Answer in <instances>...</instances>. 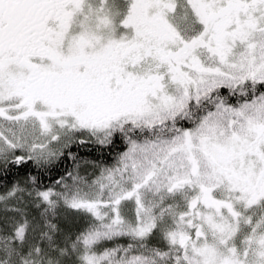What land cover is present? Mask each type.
Here are the masks:
<instances>
[{"label": "snow or ice", "instance_id": "snow-or-ice-1", "mask_svg": "<svg viewBox=\"0 0 264 264\" xmlns=\"http://www.w3.org/2000/svg\"><path fill=\"white\" fill-rule=\"evenodd\" d=\"M0 264H264V0H0Z\"/></svg>", "mask_w": 264, "mask_h": 264}, {"label": "trees", "instance_id": "trees-1", "mask_svg": "<svg viewBox=\"0 0 264 264\" xmlns=\"http://www.w3.org/2000/svg\"><path fill=\"white\" fill-rule=\"evenodd\" d=\"M95 155H96V153L95 152H93V153H91L90 154V156L91 157H95ZM113 155H115L114 153H113ZM106 162H108V163H114V160L112 159V158H106ZM68 165H65V167H67ZM63 169H61V171H62ZM46 183H48L49 181H45Z\"/></svg>", "mask_w": 264, "mask_h": 264}]
</instances>
